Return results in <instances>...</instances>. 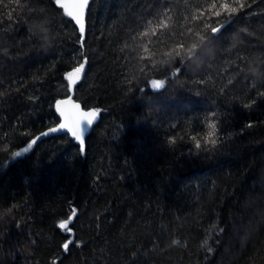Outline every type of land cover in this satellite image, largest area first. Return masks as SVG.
Instances as JSON below:
<instances>
[{"label":"trees","instance_id":"obj_1","mask_svg":"<svg viewBox=\"0 0 264 264\" xmlns=\"http://www.w3.org/2000/svg\"><path fill=\"white\" fill-rule=\"evenodd\" d=\"M55 1L0 0V264H264V0H93L83 45ZM81 63L85 154L40 136Z\"/></svg>","mask_w":264,"mask_h":264},{"label":"snow or ice","instance_id":"obj_2","mask_svg":"<svg viewBox=\"0 0 264 264\" xmlns=\"http://www.w3.org/2000/svg\"><path fill=\"white\" fill-rule=\"evenodd\" d=\"M56 3L61 7V8H68V12H66V15L68 17H71L77 25H79V32L83 34L85 32V27L83 23L81 22V15L82 12L86 9V7L89 4V0H75L74 3H61V0H56ZM216 5L212 4L210 7L214 8ZM220 7L224 9L225 11H230L232 13H235L237 11L236 8L230 7L227 3L221 4ZM240 7H243V4L240 5ZM216 16L220 15V12H215L214 13ZM167 25L165 24L164 20H161L159 25L156 27L159 28H164ZM209 27L208 25H206ZM156 27L153 26L152 21L148 22V31H145L142 33L143 35H148L149 32L152 33V35L156 34ZM221 28L217 27H211V33L213 34V37H215L219 32L222 30ZM178 49H184L185 44L180 43L177 45ZM197 49L193 48L192 50L188 51V54L186 57H182L179 54L176 56L175 60H180L182 63L184 58L191 60L193 56L196 54ZM85 65L84 63H81L78 67H75L71 72L67 73L66 78L69 81L73 80V77L79 75L82 73ZM239 71H243V69H238ZM180 72V68L177 67L176 70L172 73V76H176ZM164 81L163 80H151L150 85L153 89H161L164 86ZM71 86V85H70ZM261 95H264V93H261ZM65 103V101H57V110L59 111L60 116L63 118V122L59 124L58 128H50L47 132L41 133L40 136H46L49 133H55L57 131L61 130H66V134L70 133L71 136L79 142L80 145V151L83 152L85 150V142H84V133H85V126H91L93 124L94 118L96 116L95 111H83L81 110L80 106L78 104L73 105V111H66L63 108H60L59 106L61 104ZM215 116L216 113H213ZM252 124H248L247 127H252ZM207 127L209 131L207 132V139L208 142L212 145H216L217 140L215 137L217 136V124L216 123H208ZM39 139L37 137L36 139H33L30 141L26 147H24L22 150L14 151L12 153L13 158H17L22 156L25 153H28L33 145L36 143V140ZM192 139L195 141V146L196 148H201V143L199 140L196 139L195 136L192 137ZM7 150V148L3 149ZM15 205L9 204L6 208L3 205H0V212H4L7 210V213H12L15 209ZM75 214V210H73V215ZM72 217H69V220H71ZM68 221H63L59 224V227L61 229H65L67 227ZM65 250L68 249L69 245L68 243H65L63 245Z\"/></svg>","mask_w":264,"mask_h":264},{"label":"water","instance_id":"obj_3","mask_svg":"<svg viewBox=\"0 0 264 264\" xmlns=\"http://www.w3.org/2000/svg\"><path fill=\"white\" fill-rule=\"evenodd\" d=\"M92 1H93V0H89V4H88V6H87L86 9L82 12V15H81V22L83 23V25H84V27H85V32H84L83 34H81V33L79 32V25H77V24L75 23V21H74L71 17H68V16L66 15V12H68V8H67V7H66L65 9H64V8H61V7L56 3V5H57L59 8L62 9L64 15H65L67 18L71 19V20L75 23V25L77 26V28H78V32H79V34H80V36H81V45L84 44V40H85V38H86V34H87V16H88L89 7H90V4L92 3ZM55 2H56V1H55ZM74 2H75V0H61V3H74ZM79 75H80V74H79ZM79 75L73 77V80L71 81L70 94H69L67 97H65V98L58 99L57 101H65V103L61 104L59 107H60V108H63V109L66 110V111H73V110H74V109H73V105L78 104V105L80 106L81 110H83V111H95V112H96V116H95V118H94L93 124H92L91 126H85L84 142H85V147H86V140H87V137H88V135L90 134V132L92 131V129L94 128V126L98 123V121H99V119H100V114H99V112L97 111V109H95V108H89V109L84 108V107L82 106V104H81L79 101H77V100L75 99V82H76V77H78ZM163 81L165 82V80H163ZM165 83H166V82H165ZM165 83H164V84H165ZM149 87H150V89H151L152 91H157V90H158V89H153V88L151 87L150 83H149ZM57 101H56V103H55V110H56L57 115H58V117H59V122H58L56 125H54V126H52V127H50V128H54V127H55V128H58V127H59V124L63 122V118L60 116L59 111L57 110ZM50 128H48L45 132H47ZM63 133H66V130L57 131V132H55V133H49V134L46 135V136L57 135V134H63ZM67 134H69L70 137L73 138V137L71 136L70 133H67ZM73 139H74V138H73ZM74 140H75V139H74ZM75 141H76V140H75ZM76 143L79 144L78 141H76ZM83 154H85V150L83 151Z\"/></svg>","mask_w":264,"mask_h":264},{"label":"clouds","instance_id":"obj_4","mask_svg":"<svg viewBox=\"0 0 264 264\" xmlns=\"http://www.w3.org/2000/svg\"><path fill=\"white\" fill-rule=\"evenodd\" d=\"M11 215L10 213H7V210L4 212H0V220H3L6 216Z\"/></svg>","mask_w":264,"mask_h":264}]
</instances>
